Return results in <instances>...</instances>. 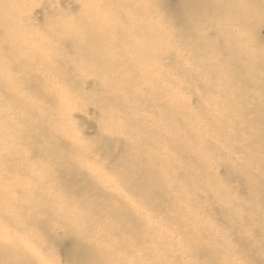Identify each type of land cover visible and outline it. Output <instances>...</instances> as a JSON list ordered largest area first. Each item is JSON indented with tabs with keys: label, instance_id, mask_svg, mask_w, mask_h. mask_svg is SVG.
<instances>
[{
	"label": "rangeland",
	"instance_id": "obj_1",
	"mask_svg": "<svg viewBox=\"0 0 264 264\" xmlns=\"http://www.w3.org/2000/svg\"><path fill=\"white\" fill-rule=\"evenodd\" d=\"M229 1L242 5L244 9L250 6L247 0ZM110 2L7 1L15 14L16 9L22 11L20 22L27 26V30L15 37L16 44L10 40L12 36L5 35L0 25V51L3 48L4 53L0 57V143L14 144L19 159L17 163L26 169L33 164L31 172L34 163L48 164V170L59 177L61 173L51 160V152L36 153L28 160L31 145L27 138L33 140L41 134L42 140H45L42 127L48 132L61 133L63 129L65 135L71 134L68 141L75 149L71 158L73 166L79 169L76 173L84 181L83 195L87 189H96L91 191L92 198L86 199L94 202L95 199L102 200L100 191L109 197L105 200L107 204L100 205L105 209H97L93 213L96 217H103L99 230L107 231L104 228L108 224L107 214L120 209V206L126 207L140 222L142 241L107 231L114 243H127L126 246L120 244L117 254L110 257V264H213L214 259L219 264H264V228L257 221L258 233L251 225L252 220L264 216V167L258 169L257 165L251 164L259 157L264 160V150L260 145L254 148L248 143L253 132L264 126V111L255 107L257 102H261L263 73L257 71L256 75H251L248 72L251 83L245 87V94L240 96L241 100L235 95L238 104L245 110L234 109L229 105L231 96L228 99L227 95L235 94L242 85L234 81L230 86L228 79L234 76L239 82L240 79L236 78L239 75L236 67L233 69L227 63L232 53L227 54L226 49L221 50L218 46L220 41L223 45H232L236 54L240 53L239 46H242L246 56L243 62L253 63L256 60L253 43H264V25L259 26L257 22L244 26L233 19L224 22L222 17L227 19V6L221 5L213 15L214 26H209L207 10L201 2L188 9V0L150 1L151 19L159 18L156 21L170 26L174 38L164 45L157 44L158 47L154 43L159 55L146 60L151 66L145 70L146 76L141 77L142 73L135 75L138 77L131 83V92L134 97L143 96L135 107L132 97L124 104L134 117L128 121L122 118L119 108L114 107L109 112L106 106V99L111 94V90L107 89L109 82L99 78V74H85L82 79L78 78L77 72H83L80 65L83 64L84 69L88 59L86 53L82 56L77 53V45L71 41L69 32L77 29L79 21L82 22L85 44L87 22L93 17L99 29H102L103 22L113 24L110 26L113 28L117 24L121 28L126 27L128 22L123 19L119 22L110 13ZM70 4L74 5V11L69 8ZM183 7L200 15L198 23L202 26L198 31L203 32L202 38H195L198 36L196 32L192 37L180 34L182 29L175 25L173 16L178 9H185ZM14 26L16 29L15 23ZM208 33L212 34L214 41L204 37ZM133 38L135 36L129 37V40ZM140 40L131 41L136 43ZM205 42L207 48L203 47ZM65 51L68 59H62ZM77 60L81 61L79 65L75 64ZM212 70L220 71L214 74ZM220 72L227 77L224 79ZM109 74L111 79H116L117 74L111 71ZM70 75L72 78H69ZM73 78L79 80L77 84ZM127 94L121 92L119 96L128 101ZM91 99L101 101L97 105L99 109L104 103L105 112L96 117L95 107L88 104ZM45 116L52 121L47 122ZM86 117L97 118L95 123H99V128L93 127L86 132L91 127ZM256 117L261 123L256 122ZM143 118L146 119L144 126L134 120ZM102 123L108 132L118 134L136 136L139 132L148 133L156 128L162 132L166 140L160 138L157 143L145 144L146 155L163 157L162 162L167 167L162 175L165 186L162 196L149 200L140 194H133L129 186L120 180L115 173L118 163L115 164L108 155V151L114 149L105 145L107 136L105 138L100 133ZM236 123H248L249 126H234ZM157 124L161 126L157 127ZM137 165L140 178L143 173L152 170L149 165L147 170H142L141 160ZM193 165L195 171H186L187 166ZM244 165L256 181L251 183L240 173ZM3 168L0 166V187L5 188L2 180L5 175L24 184H40L39 180L33 181L32 176L29 177L31 174L24 177L13 169L4 171ZM220 185L231 188L229 202L225 200L221 203L217 195V186ZM97 190L101 195L95 193ZM57 197L72 203L80 199L70 195ZM14 207V204L9 207L0 204V235L10 234L17 242L27 245L26 240L36 232L16 228L11 214ZM40 232L41 237H37L29 247V250L42 252L38 263L54 264L56 260L57 264H69L67 248L73 242L67 240L60 245ZM55 232L61 234L63 229L56 227Z\"/></svg>",
	"mask_w": 264,
	"mask_h": 264
},
{
	"label": "bare ground",
	"instance_id": "obj_2",
	"mask_svg": "<svg viewBox=\"0 0 264 264\" xmlns=\"http://www.w3.org/2000/svg\"><path fill=\"white\" fill-rule=\"evenodd\" d=\"M7 1L9 0H0V25L5 35L12 36L10 40L17 44L15 37L25 32L27 26L20 22L23 16L22 11L16 9L15 14L14 8L10 4H7ZM40 1L41 0H35V3H39ZM63 1L66 3L69 2V0ZM150 1L152 0H111L110 3H112V5L110 13L116 16L119 22L123 20L124 22H128L127 26H122L121 28V25L118 26L117 24L113 28L110 27L113 26V24L104 22L102 24L100 22L102 24V29H99L95 24L96 19H93V17L87 22L89 26L85 34V44H83L82 38V22L79 21L78 17H75L79 21L76 26L77 29L74 31L69 30L71 33V41L77 45V53L80 56L86 53L85 55L88 59V62L84 63L85 70L83 69V64L80 65V70L83 72H77L78 78L82 79L85 74L92 76L93 74H99V78L109 82L110 85L106 87L108 90H111V94H109L106 99V106L107 108L109 107V112L114 107L119 108L122 118L128 121L134 117L131 110L125 109L126 103L130 102V97H132L133 107H135L137 101L143 96L138 95L134 97L131 92V83H133L132 81H134L135 77H138L135 75L142 73L141 77L146 76L145 70L151 67L147 65L146 60L148 58L154 59L159 55V53L156 52L158 51L157 47L159 44L164 45L174 38L173 32L171 28H169L170 26L166 24L163 25L160 21H156L159 18H156V20L151 19L152 11ZM247 1L250 4L249 8H246L247 10L244 9L242 5L232 3L229 0H219L217 2L216 0H188V2H190L188 9H192V5L198 2L203 3L207 10L206 20L209 26H214L213 15L221 8V5L227 6V19L222 17V21L224 22H229V20L233 19L236 20L238 24H244V26H249V23L257 22L259 26L264 25V0ZM61 4L64 5L63 2H61ZM69 8L74 11L75 7L70 4ZM183 8L185 9H178L173 16L175 17V25L177 27L180 26L182 29L180 34L182 36L191 35L192 37L196 32L198 36L195 38H202L203 32L198 31L202 26L201 23H198L201 20L200 15L192 10L189 12L187 7ZM45 9L48 11V7H45ZM72 24L75 25L73 21ZM131 36H135V38L131 40H141L135 43V41L129 40ZM204 37L207 38L208 41H210V39H213V41L215 40L211 33H208ZM14 43L11 45H14ZM154 43H156V45L158 44L156 48ZM255 43H253V46L255 47L256 60L253 63L248 62L247 64L243 62L246 56L242 46H239L240 53L236 54L233 52L234 46L223 45L222 41L218 43L220 49H226L227 54L232 53L227 63H229L233 69L236 67V72L239 75L236 76V78L240 80L237 82L234 76L228 80L231 82L230 86L234 83H240L242 88L235 94L227 96L228 99L231 96L229 105L240 111L245 109L242 105L238 104L236 96L241 100L240 96L242 97L245 94V87L250 85L251 76L248 75V72H250L251 75H256L257 71H261L264 78V43ZM207 46L208 44L205 42L203 47L207 48ZM66 51L72 50L67 49ZM66 51L62 54V59L69 58ZM27 53H29V50ZM3 54V48H1L0 57ZM80 63L81 61L78 60L75 62L76 65ZM101 66L102 69L100 68ZM6 70L7 68H5L4 72ZM109 71L117 74L115 80L110 78ZM212 71L214 74H218L220 70ZM220 73L224 79L227 77V75L224 76L222 72ZM71 76L72 75H70L69 78H72ZM78 81L79 80L74 79L75 84H77ZM118 92L128 93V101L120 98ZM260 99L261 102H257L255 107L264 111V89L261 90ZM100 103L101 101L98 99H91V103H88L89 107H95V111L98 113L94 114L96 117L97 115L99 116L102 111L105 112L106 109L104 103L101 109L97 108V105ZM86 118L87 124L91 126L86 129V132H89L93 127L99 128V123H95V119L98 121L97 118ZM159 119L157 121L161 122ZM45 120L51 122L52 118L45 116ZM134 120L141 123L143 126L146 121L144 118ZM256 122L261 123L259 117H256ZM61 125H63V122ZM102 126L103 129H101L100 133H103L105 138L107 136V143L105 145L114 149L113 151L109 150L108 155L115 164L118 163V168L115 169V173L119 175L120 180L123 181L126 186H129L128 188L133 191V194H140L149 200L162 196L165 189L162 175L167 171L166 164L162 162L163 157L151 156L149 154L147 156L145 153V144L151 142L157 143L160 138H164L162 132L156 128L148 133L139 132L138 135L133 136L128 135V133L118 134L117 132H108L104 123H102ZM160 126V124H157V127ZM234 126H241L243 128L249 125L248 123H236ZM41 131L45 140H42L41 134L36 136L33 140L27 138L31 145L27 153V158L29 160L31 157L35 156L36 153H42L43 151L51 152V160L57 164L58 170L61 173L59 177L48 170L50 169L48 164L44 166L34 163L33 171L31 172L33 164L30 165L29 169H26L23 165L19 164V162L17 163L19 159L16 156L14 144L3 145L0 143V166L4 167V171H11L13 169L16 173H20L24 177L31 174L29 177L32 176L33 181L39 180L40 182V184H32L31 182L24 184L21 181L12 180L7 175L2 177L5 188L0 187V204H2L3 207H9L14 204L15 207L11 214L16 228H28L30 231L36 232V234L29 236L26 240L27 245L20 241L17 242V239L10 234L0 235V264H39V256L42 252L29 250V247L36 241L37 237H41L42 234L40 231H42L47 238L51 240L55 239L60 245H64V242L67 240L73 242L71 247L67 248L69 264H110L109 259L117 254L120 244L126 246L127 243H114L108 235L114 232V234L120 236L126 235L135 240L142 241L140 222L126 207L120 206V209H117L113 213L111 211L110 215L107 214L108 224L105 225L104 228L109 234L107 231H100V224L103 217H96L93 213L96 212L97 209H105L100 205L107 204L105 200L109 199V197L103 191H100L103 195L102 200L95 199L94 202L86 199L92 198L93 192L91 191L96 189H87L86 194L83 195L82 185L84 181L82 182V179L78 173H76L79 169H77L75 165L73 166V159L71 158L74 156L75 149L73 145H71L72 142L68 141L71 136L70 133L65 135L64 132H62L63 129L62 131L59 130L61 133L48 132V129L43 127ZM73 139H75V137ZM263 140L264 126L258 127V131L253 132L252 138L251 140L249 139L248 143L254 148L260 145V148L264 150ZM35 144L40 145L37 146ZM139 160L142 161V170H147V165L152 168V170L147 171V173H143L142 178H140L141 174L138 172L137 162ZM251 164L254 166L257 165L258 169H261L264 167V160H261L259 157L252 161ZM40 170H44V172L39 173ZM192 170L195 171L194 165L192 167L187 166L186 171L191 172ZM239 171L246 176L247 180L251 183L256 181V179L250 175L251 172L247 170L245 165ZM52 174L54 176H52ZM217 187V195L221 203L225 200L229 202L232 195L231 188L224 185ZM95 193L101 195L98 190L95 191ZM59 195L77 196L80 199L77 203H72L65 198H58L57 196ZM84 207L86 208L84 209ZM257 219L252 220L251 225L253 229H257L259 233V229L255 224L259 221L262 224L260 227L264 228V216ZM56 227H61L63 232L57 234L55 232ZM53 263L57 264L56 260ZM212 263L219 264L216 259H214Z\"/></svg>",
	"mask_w": 264,
	"mask_h": 264
}]
</instances>
